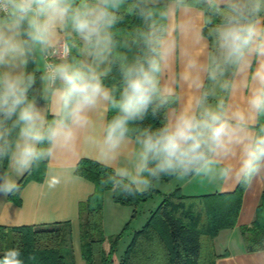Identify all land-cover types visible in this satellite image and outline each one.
I'll list each match as a JSON object with an SVG mask.
<instances>
[{
  "label": "clouds",
  "instance_id": "obj_1",
  "mask_svg": "<svg viewBox=\"0 0 264 264\" xmlns=\"http://www.w3.org/2000/svg\"><path fill=\"white\" fill-rule=\"evenodd\" d=\"M85 157L126 196L264 178V0H0V195Z\"/></svg>",
  "mask_w": 264,
  "mask_h": 264
},
{
  "label": "trees",
  "instance_id": "obj_2",
  "mask_svg": "<svg viewBox=\"0 0 264 264\" xmlns=\"http://www.w3.org/2000/svg\"><path fill=\"white\" fill-rule=\"evenodd\" d=\"M105 171L92 159L80 161L78 175L94 185L93 192L79 205V242L85 264H214L217 255L213 239L220 230L235 225L245 186L238 184L231 193L185 195L175 189L163 195L149 210L144 223L130 231L117 258V245L130 221L120 232L104 234L103 193L110 189L101 187L99 181ZM30 180L41 181V173L22 176L18 180L20 191L8 198L19 203V194ZM157 192L155 187L136 196L112 192V200L132 207V219L138 207ZM240 230L247 251L264 249V191L253 221ZM17 245L22 249L25 264H74L69 222L42 227L0 225V256Z\"/></svg>",
  "mask_w": 264,
  "mask_h": 264
},
{
  "label": "crops",
  "instance_id": "obj_3",
  "mask_svg": "<svg viewBox=\"0 0 264 264\" xmlns=\"http://www.w3.org/2000/svg\"><path fill=\"white\" fill-rule=\"evenodd\" d=\"M237 185L201 184L196 181L181 183L168 180L156 186L158 192L152 196L161 199L163 195L175 189H179L185 195L231 193ZM93 190V183L84 177L55 190L46 188L42 180H30L19 194V203L13 202L8 196L0 195V225L42 227L69 222L74 264H85L81 257L79 242V205ZM263 191L264 178L254 181L250 187H245L235 225L220 230L213 239L214 251L217 255L214 264H264V249L247 251L240 230L241 226L249 225L253 221ZM149 210H146L145 220ZM131 213L132 207L113 202L112 192L104 191L102 225L106 236L120 232L126 223L131 222Z\"/></svg>",
  "mask_w": 264,
  "mask_h": 264
},
{
  "label": "rangeland",
  "instance_id": "obj_4",
  "mask_svg": "<svg viewBox=\"0 0 264 264\" xmlns=\"http://www.w3.org/2000/svg\"><path fill=\"white\" fill-rule=\"evenodd\" d=\"M150 199L146 202V204L142 203L143 205H140V207H138L135 217L132 218L131 222L129 223V229L127 230V232H125V234L123 235V237L121 238V240L119 241L117 245V249L115 251L116 257L118 254H120L123 251L124 247L126 246L130 231H132L133 229L139 228L144 223L145 217H146L145 216L146 210L154 208L160 200L159 198H157V196H152V198Z\"/></svg>",
  "mask_w": 264,
  "mask_h": 264
}]
</instances>
